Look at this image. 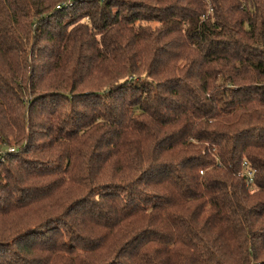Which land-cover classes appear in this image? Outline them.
<instances>
[{"label": "trees", "instance_id": "16d2710c", "mask_svg": "<svg viewBox=\"0 0 264 264\" xmlns=\"http://www.w3.org/2000/svg\"><path fill=\"white\" fill-rule=\"evenodd\" d=\"M0 264H264V0H0Z\"/></svg>", "mask_w": 264, "mask_h": 264}, {"label": "built area", "instance_id": "2783aa9c", "mask_svg": "<svg viewBox=\"0 0 264 264\" xmlns=\"http://www.w3.org/2000/svg\"><path fill=\"white\" fill-rule=\"evenodd\" d=\"M11 151H12V150H11ZM246 170H247V169H245V171H246ZM246 175H247V177H248L247 184H250V182H251L252 171L247 170Z\"/></svg>", "mask_w": 264, "mask_h": 264}, {"label": "rangeland", "instance_id": "374dc122", "mask_svg": "<svg viewBox=\"0 0 264 264\" xmlns=\"http://www.w3.org/2000/svg\"><path fill=\"white\" fill-rule=\"evenodd\" d=\"M11 151V150H10Z\"/></svg>", "mask_w": 264, "mask_h": 264}]
</instances>
